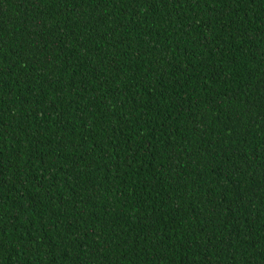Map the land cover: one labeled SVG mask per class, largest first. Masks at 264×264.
I'll return each mask as SVG.
<instances>
[{"label":"trees","instance_id":"16d2710c","mask_svg":"<svg viewBox=\"0 0 264 264\" xmlns=\"http://www.w3.org/2000/svg\"><path fill=\"white\" fill-rule=\"evenodd\" d=\"M0 264H264V0H0Z\"/></svg>","mask_w":264,"mask_h":264}]
</instances>
